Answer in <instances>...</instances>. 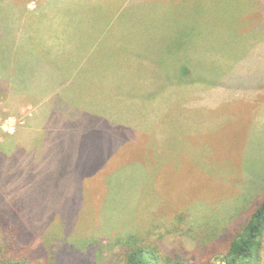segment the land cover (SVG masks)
<instances>
[{"label":"rangeland","instance_id":"obj_1","mask_svg":"<svg viewBox=\"0 0 264 264\" xmlns=\"http://www.w3.org/2000/svg\"><path fill=\"white\" fill-rule=\"evenodd\" d=\"M6 1L36 11L44 0ZM167 4L176 14L175 4ZM187 6L188 13L183 7L166 21L167 31L180 27L193 44L190 55L192 45L182 51L180 100L166 116L143 113L146 126L137 127L126 112V126L112 134L89 131L88 148L63 149L36 129L45 115L35 118L34 101L14 104L0 85V223L18 231L28 256L92 264L91 251L104 264L125 239L137 237L181 243L191 252L210 245L206 257L217 261L220 240L258 205L264 164L250 157L253 113L243 107L251 106L255 72L264 80L263 47L255 46L264 37V0ZM150 7L163 11L158 3ZM228 92L236 96L223 98ZM79 151L88 156L71 155Z\"/></svg>","mask_w":264,"mask_h":264},{"label":"crops","instance_id":"obj_2","mask_svg":"<svg viewBox=\"0 0 264 264\" xmlns=\"http://www.w3.org/2000/svg\"><path fill=\"white\" fill-rule=\"evenodd\" d=\"M168 1L44 0L36 11L15 9L4 18L0 35V83L7 89L8 101H34L35 118L45 115L44 125L36 129L47 131V137L52 134L63 149H85L89 131L112 134L119 125L126 126V112L132 113L137 127L148 123L143 113L171 114L175 101L180 100L182 51L192 45L190 55L193 44L183 40L182 28L169 27L171 31H167L166 21L175 20L183 7L188 13L187 5L195 0H171L176 14ZM156 3L163 6V11H150ZM147 17L152 19H144ZM256 44L263 47L262 55L264 37L256 39ZM168 51L171 54L166 56ZM261 77L255 72L247 100L251 106L243 110L250 117L253 113V123L245 129L246 140L250 157L262 166ZM234 96L228 92L223 98ZM71 155L78 160L88 156L85 151Z\"/></svg>","mask_w":264,"mask_h":264},{"label":"trees","instance_id":"obj_3","mask_svg":"<svg viewBox=\"0 0 264 264\" xmlns=\"http://www.w3.org/2000/svg\"><path fill=\"white\" fill-rule=\"evenodd\" d=\"M6 0H0V35L3 30L1 24L16 9L21 12L15 2L7 5ZM26 12L27 9H24ZM24 13V12H22ZM1 46V44H0ZM1 53V48H0ZM4 50L2 51V57ZM1 60V55H0ZM0 85H3L0 83ZM75 172V171H74ZM258 205L242 223L236 225L229 232L228 239L220 240L223 250L214 257H206L208 246H202L196 251H188L181 243L171 246L153 244L147 240L132 237L124 240L121 248L114 252L104 264H263L262 251L264 249V195L259 194ZM18 231L0 223V264H46L33 256H28L20 247L17 238ZM178 242V241H177ZM216 243V242H215ZM214 244V243H213ZM212 244V245H213ZM211 245V246H212ZM94 253L89 251L87 256L92 264H99Z\"/></svg>","mask_w":264,"mask_h":264}]
</instances>
